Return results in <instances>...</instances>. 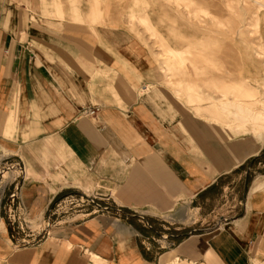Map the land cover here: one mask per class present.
Segmentation results:
<instances>
[{
  "label": "crops",
  "instance_id": "1",
  "mask_svg": "<svg viewBox=\"0 0 264 264\" xmlns=\"http://www.w3.org/2000/svg\"><path fill=\"white\" fill-rule=\"evenodd\" d=\"M26 1L31 10L41 4L43 15L82 20L72 8L78 0H66V14L61 0ZM249 1L264 7L263 0H246L251 6ZM9 6L0 4V167L17 169L22 177L15 192H0V213L2 206L12 208L15 198L18 211L40 216L67 195H98L110 196L121 214L98 213L62 224L28 247H16L0 218V264L263 262L264 172L247 187L240 214L217 229L180 238L178 228L161 232L150 225L165 215L173 221L178 209L207 201L222 175L237 168L236 142L230 143L231 154L223 147L232 137L223 133L229 129L219 127L210 139L200 119L167 102L163 86L155 85L150 55L126 31L109 23L93 34L70 33L42 13ZM209 18L220 25L216 16ZM142 21L146 27L154 24L151 36L174 58L166 66L172 79L192 89L193 105L210 107L197 91L218 81L206 82L204 61L189 49L176 51L195 34L174 33L168 24L175 20L162 15L157 22L167 23L162 28L178 37L173 42L158 23ZM236 95L235 100L220 96L212 107L238 130L253 134L254 153L264 144V99L239 100L248 95L243 89ZM94 108L98 112L88 117L86 110Z\"/></svg>",
  "mask_w": 264,
  "mask_h": 264
},
{
  "label": "rangeland",
  "instance_id": "2",
  "mask_svg": "<svg viewBox=\"0 0 264 264\" xmlns=\"http://www.w3.org/2000/svg\"><path fill=\"white\" fill-rule=\"evenodd\" d=\"M61 1L64 3L62 4L66 9V14L68 2ZM245 1L78 0L72 3V8L80 11L82 20L71 21L70 18L54 14L43 15L41 4L37 6L38 10H31L26 0H0L2 5L7 2L11 3L12 6L7 7L11 10L24 8V12L27 10V12H38L39 15L42 13L41 15L47 17L48 21L65 24L70 33L93 34L97 27H104L109 23L112 28L126 31L150 55L151 64L155 70L153 78L156 82L155 85L163 86L166 93L162 95L165 96L164 99L167 102L174 101V104L180 107L184 115L200 119L210 139H214L217 134L214 131L216 132L219 127L229 129V131H223L224 135L232 136L229 140L224 141L225 155L231 154L233 149H231L230 143L236 142L238 151H240L238 161V163L241 162L240 165L237 162L234 163L233 165L237 168L222 175L219 185L214 186L207 195V201L178 209L176 213L178 217H175L173 221L168 219L171 217L165 215L159 219V222H155L154 226L150 223L151 227L156 226L161 232H166L165 228H178L180 238H184L204 229H217L222 224L230 222L240 214V209L245 205L246 190L250 182L255 176L264 172V144L253 153L251 147V141L254 139L253 134L249 131L243 133L238 130L237 124L212 107L217 104L220 96H227L235 100L236 93L241 89L250 96H240L239 100L251 103L254 97L264 99V7L253 1H249L251 6H248ZM48 2L52 1L48 0ZM262 2L264 3V0ZM14 3H16L15 7ZM2 9L0 7L1 11ZM47 9L52 12L54 10L50 4ZM210 14L216 16L220 25H213L209 18ZM162 15H168L175 20V23L168 24L174 33L182 31L184 34H195L196 38L186 41L176 51L178 54H182L186 49H189L192 56L204 61L203 67L208 72L206 82L218 81L217 85L205 84L204 89L197 91L199 97L206 98L204 104H211L210 107L208 105L200 109L193 105L189 99V94H193L192 89L186 91L184 85H177L171 77V72L166 70L167 64H171L174 58L164 51L158 38L151 36L150 26L153 27L154 24H147L146 27L145 22L142 21V18L146 17L152 22L158 23L157 21ZM158 24L164 37L173 42L177 40L178 37L175 34H171L169 37L166 30L163 29L167 23L159 22ZM214 47L216 51H214ZM186 67L187 65L184 64L182 68ZM163 76L164 81L162 82ZM196 76L198 79L200 78L199 75ZM146 86L151 92L150 77L149 84ZM175 100L179 101L184 109ZM233 130L236 133H233ZM216 141H219L217 136ZM234 150L237 151L235 148ZM12 170L14 171L11 173L8 167H0V192H4V189L7 191L11 189L12 192H15L19 188L22 174L17 169L12 168ZM4 173L7 175L4 176ZM5 186L6 188H4ZM89 197L95 201L94 205L87 204L83 201L84 198L79 195H67L40 216H32L18 211L19 200L15 198L12 208L2 206L0 218L6 222L8 234L16 247H28L46 240L51 231L62 224H72L98 213L114 211L121 214L120 209L115 206L110 196L94 195ZM0 222L2 227L3 221L0 220ZM257 264H264V260Z\"/></svg>",
  "mask_w": 264,
  "mask_h": 264
},
{
  "label": "built area",
  "instance_id": "3",
  "mask_svg": "<svg viewBox=\"0 0 264 264\" xmlns=\"http://www.w3.org/2000/svg\"><path fill=\"white\" fill-rule=\"evenodd\" d=\"M98 112V109L97 108H94V109H91V110H86V115L88 116V117H91V116H95L96 115V113ZM13 196V195H12ZM83 201H85L87 204H95V201H93V200H91V198L90 197H85L84 199H83ZM59 206H60V204H59ZM96 206H98L97 204H96ZM99 207V206H98ZM97 207V208H98ZM96 208V209H97Z\"/></svg>",
  "mask_w": 264,
  "mask_h": 264
},
{
  "label": "bare ground",
  "instance_id": "4",
  "mask_svg": "<svg viewBox=\"0 0 264 264\" xmlns=\"http://www.w3.org/2000/svg\"><path fill=\"white\" fill-rule=\"evenodd\" d=\"M264 121V120H263Z\"/></svg>",
  "mask_w": 264,
  "mask_h": 264
}]
</instances>
